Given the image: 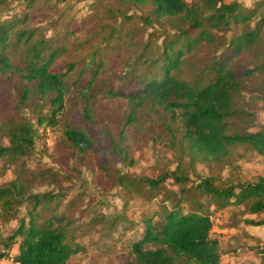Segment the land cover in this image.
I'll return each mask as SVG.
<instances>
[{"label": "rangeland", "instance_id": "374dc122", "mask_svg": "<svg viewBox=\"0 0 264 264\" xmlns=\"http://www.w3.org/2000/svg\"><path fill=\"white\" fill-rule=\"evenodd\" d=\"M229 1L253 9L262 0ZM0 24L10 27L4 48L11 63L24 67L28 63L27 47L35 44L39 52L63 47L53 70L60 73L71 68L66 76L64 110L56 129L36 125V114L40 109L46 111L44 101L33 97L23 106L17 104L16 91L27 85L19 75L0 74V146L7 144L5 131L13 123L28 120L37 132L33 148L25 155L14 160L9 156L0 158V186L16 178L22 181L25 193L58 194L40 205L37 212L39 222L52 219L59 223L65 227L68 241L82 248L65 264H122L123 254L143 232L144 219L156 214L154 220H161L164 208L170 210L178 200L183 213L197 209L198 201L204 210H213L208 198L200 196L195 188L203 179L224 186L264 178V156L251 148L233 146L221 162L193 159L186 144L179 141L180 132L173 136L166 128L168 115L162 109L145 105L137 120L126 124L127 101L107 94L108 90H136L142 78L160 73L161 61L154 64L153 59L163 41L181 26V17L156 19L150 3L120 0H0ZM247 26L252 28L254 22L237 28ZM235 28L233 25L232 30ZM24 30L32 35L28 43L18 41V33ZM218 46V42H206L186 49L174 75L184 81L206 78L209 67L225 49ZM262 62L264 33L258 48L241 54L238 67L241 70ZM99 63L97 81L84 98L79 87ZM263 87L264 75L257 72L245 81L236 104L253 112L256 125L248 126V130L264 126ZM68 123L84 130L100 150L74 153L60 131ZM175 169L187 179L177 183L168 177L151 196L147 185L140 181L169 176ZM181 188L187 190L183 200L179 199ZM28 209L23 202L14 218L0 213V235L8 236L20 218L27 220ZM263 217L264 213H247L243 206L211 213L212 232L218 236L222 252L221 264H264V253L259 251L264 244V224L245 222ZM0 264L17 263L2 259Z\"/></svg>", "mask_w": 264, "mask_h": 264}, {"label": "trees", "instance_id": "16d2710c", "mask_svg": "<svg viewBox=\"0 0 264 264\" xmlns=\"http://www.w3.org/2000/svg\"><path fill=\"white\" fill-rule=\"evenodd\" d=\"M120 1L140 5L150 3L156 19L181 17V26L175 28L169 40L163 41L160 53L153 59L154 64L161 61L158 65L160 73L149 79L142 78L141 85L128 93L107 91L110 97L127 101L126 124L134 123L139 111L149 105L152 109H162L168 115L166 128L173 136L180 132L179 141L186 144L193 159L198 157L204 162H221L228 157L230 148L237 145L249 147L264 156V126L248 130V126L256 125L253 112L236 107L245 81L257 72L264 75V62L241 70L238 67L241 54L251 52L262 43L264 0L257 2L253 9L237 1L226 0ZM252 21V28H237ZM233 25L236 28L232 30ZM9 28L0 24V74H17L27 83L16 91L18 105L23 106L33 97L44 101L45 113L40 109L35 118L38 127L59 128V116L64 110L67 93L66 76L71 68L59 73L53 67L56 56L64 48L39 52L35 44L28 45V63L21 68L11 63L9 54L5 52ZM220 32L223 34L217 36ZM31 38L29 30L18 33V41L28 43ZM206 42L213 45L218 42L225 48L209 67L206 78L184 81L176 77L174 72L183 62L185 50ZM100 69L101 64H95L85 83L79 87L84 98L97 81ZM60 131L77 155L100 150L94 140L75 125L68 123ZM36 136V129L28 120L9 125L5 131L7 144L0 146V158L9 156L14 160L25 155L33 148ZM177 169L169 176L163 174L140 181L147 185L151 196L168 177L177 183L187 179V176L177 174ZM195 188L200 196L208 198L213 210H204L203 203L198 201L197 209L183 213L178 200L170 210L164 208L161 220H154L156 214L145 218L143 232L123 254L122 264H221L222 252L219 238L212 232L211 213L229 206H243V210L250 214L264 213L263 177L252 182H228L224 186H218L207 178L199 181ZM179 191V199L183 200L187 190L181 188ZM57 195L52 191L25 193L22 181L16 178L0 186V213L14 218L23 202L29 207L27 220L20 218L8 236L0 235V260L9 259L17 264H65L82 250L68 241L66 229L59 223L52 219L39 222L37 208ZM245 222L262 225L264 217ZM13 247L15 252H12ZM259 251L264 253V244Z\"/></svg>", "mask_w": 264, "mask_h": 264}]
</instances>
